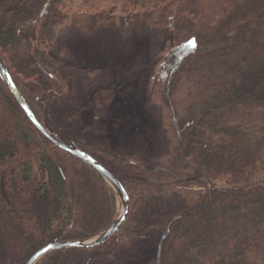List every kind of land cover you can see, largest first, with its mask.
I'll return each instance as SVG.
<instances>
[{
    "label": "trees",
    "instance_id": "obj_1",
    "mask_svg": "<svg viewBox=\"0 0 264 264\" xmlns=\"http://www.w3.org/2000/svg\"><path fill=\"white\" fill-rule=\"evenodd\" d=\"M69 1L0 0V64L34 117L127 195L126 220L84 264H117L150 241L156 249L147 264H264V0H97L102 10L88 13L83 1L71 13L84 36L172 25L173 45L144 103L156 132L168 136L167 163L151 168L84 137L68 48L46 38L66 19ZM195 74L206 92L188 108L184 133L172 96L183 75ZM33 198L46 204L43 216ZM117 202L95 170L34 128L0 80V213L11 255L25 264L52 241L91 239L116 218ZM66 251L37 264H57Z\"/></svg>",
    "mask_w": 264,
    "mask_h": 264
},
{
    "label": "rangeland",
    "instance_id": "obj_2",
    "mask_svg": "<svg viewBox=\"0 0 264 264\" xmlns=\"http://www.w3.org/2000/svg\"><path fill=\"white\" fill-rule=\"evenodd\" d=\"M83 1H87L92 7L87 10L91 14L96 9L102 10L101 7L106 5L98 4L97 0H70L65 9L66 19L53 27L51 33L47 32L46 38L53 37V40L68 48L69 54L65 62L73 67L74 103L78 106V114L80 113L86 127L84 137L111 152L138 160L147 168L156 163L166 164L169 151L163 144L168 136L163 130L156 132L158 122L144 103L153 79L173 45L175 32L172 25L166 22L159 25L149 23L134 25L127 30H124L125 26H121L116 30L84 36L70 20L71 13ZM120 13L122 12L115 10L114 17L118 18ZM42 30L46 33L45 29ZM209 74L210 71L207 72ZM183 76L178 80L172 102L177 117L181 118L180 131L185 133L190 119L188 108L193 103L198 104L204 100L206 88L203 89L204 83L198 75ZM197 82L201 84L197 85ZM106 96L108 100L103 101ZM154 104L157 105L156 102ZM162 118L165 116L162 115ZM158 159L160 161L157 162ZM32 201V210L43 216L46 204L35 198ZM117 203L116 218L122 210L119 200ZM6 224L5 216L0 213V264H20L18 258L10 253L7 243L10 234ZM155 249L156 243L150 241L142 247L137 246L128 255L119 256L116 262L147 264L153 258ZM100 251L95 248L80 251L72 249L60 255L57 264H84L89 257Z\"/></svg>",
    "mask_w": 264,
    "mask_h": 264
},
{
    "label": "water",
    "instance_id": "obj_3",
    "mask_svg": "<svg viewBox=\"0 0 264 264\" xmlns=\"http://www.w3.org/2000/svg\"><path fill=\"white\" fill-rule=\"evenodd\" d=\"M0 80L6 86L9 93L18 104L24 115L30 121V123L34 126V128L48 141H50L54 146L58 147L59 149L67 152L71 156L81 160L88 166H90L93 170H95L103 179L104 181L112 188L114 193L116 194L119 202L121 203L122 210L120 214L114 219L109 227L101 234L95 236L90 240L85 241H52L36 251L27 261L25 264H36L40 258L45 256L48 253L65 250V249H81L87 250L96 248L107 240H109L119 229V227L124 223L126 220L128 209H129V201L127 195L122 188L121 184L111 175L105 168H103L96 160L90 157L87 153L82 150H79L69 144L58 139L52 132L47 130L32 114L29 107L27 106L26 102L14 86L13 82L11 81L9 75L4 70L3 66L0 64ZM159 251V247H158Z\"/></svg>",
    "mask_w": 264,
    "mask_h": 264
},
{
    "label": "snow or ice",
    "instance_id": "obj_4",
    "mask_svg": "<svg viewBox=\"0 0 264 264\" xmlns=\"http://www.w3.org/2000/svg\"><path fill=\"white\" fill-rule=\"evenodd\" d=\"M188 43H189L191 46L195 47V41H194V40H190Z\"/></svg>",
    "mask_w": 264,
    "mask_h": 264
}]
</instances>
